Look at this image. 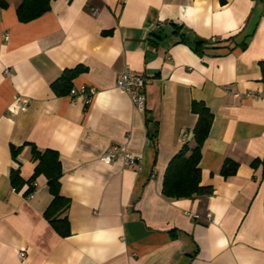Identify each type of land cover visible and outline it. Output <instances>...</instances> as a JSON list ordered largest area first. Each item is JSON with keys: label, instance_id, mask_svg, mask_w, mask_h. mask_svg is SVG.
<instances>
[{"label": "crops", "instance_id": "0c3cea01", "mask_svg": "<svg viewBox=\"0 0 264 264\" xmlns=\"http://www.w3.org/2000/svg\"><path fill=\"white\" fill-rule=\"evenodd\" d=\"M20 3L0 0V264H264V0H54L29 23ZM77 67L72 88L97 89L89 107L53 86ZM127 69L146 76L144 111L116 88ZM193 101L214 115L200 163L214 193L169 199ZM124 143L137 164L103 160ZM33 146L60 155L66 238L45 218L44 176L32 198L12 186L13 170L33 176Z\"/></svg>", "mask_w": 264, "mask_h": 264}, {"label": "trees", "instance_id": "16d2710c", "mask_svg": "<svg viewBox=\"0 0 264 264\" xmlns=\"http://www.w3.org/2000/svg\"><path fill=\"white\" fill-rule=\"evenodd\" d=\"M54 0H21L17 9L18 19L22 23H29L48 13ZM2 6H7L2 2ZM193 48L208 46L211 40L195 39L190 40ZM264 79V62L260 64ZM82 67L66 71L61 78L54 83V88L58 93L69 94L72 89L73 80L83 72ZM192 112L198 116L197 124L193 130V143L186 141L184 147L176 154L170 162L164 179L163 195L169 199H188L203 196H211L214 189L211 186L201 185L202 172L200 163L202 160V151L214 122L212 111L204 102L193 101ZM22 151V148H14L13 156L16 158ZM32 161L36 164L33 176L25 181L19 170H13L10 175L12 186L18 191L25 184L30 185V191L34 192L33 184L40 177L47 179L50 194L53 199L49 208L45 212V218L50 222L53 228L66 238L71 234L70 222L67 212L71 201L62 195L61 179L63 176L60 155L54 150L41 151L36 146L32 147ZM253 167L263 166L264 159H257L253 162ZM238 164L232 160H226L221 173L228 178L234 176L238 171Z\"/></svg>", "mask_w": 264, "mask_h": 264}, {"label": "built area", "instance_id": "2783aa9c", "mask_svg": "<svg viewBox=\"0 0 264 264\" xmlns=\"http://www.w3.org/2000/svg\"><path fill=\"white\" fill-rule=\"evenodd\" d=\"M93 13L97 14V11ZM219 41V38L211 39L212 43H218ZM146 81V76L134 73L127 69L119 75L116 81V88L120 92L128 94L138 110L144 111L147 108ZM96 94L97 89L94 87H82L80 90L72 88L69 92V96L73 99H82L86 107H89L92 104V100ZM27 102V99L24 98L20 100V106L23 111L27 109ZM184 139L185 141H188L189 135L187 133H184ZM102 158L108 162H122L126 166H132L139 162V158L131 153L127 143L109 149ZM14 191L17 190L14 188ZM33 196V192L27 193L28 198H32ZM20 257L24 258L25 253H21Z\"/></svg>", "mask_w": 264, "mask_h": 264}]
</instances>
